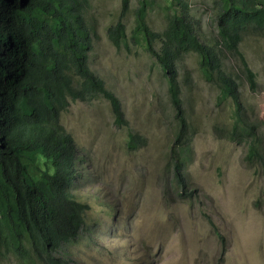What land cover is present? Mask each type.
Listing matches in <instances>:
<instances>
[{
    "label": "rangeland",
    "instance_id": "rangeland-1",
    "mask_svg": "<svg viewBox=\"0 0 264 264\" xmlns=\"http://www.w3.org/2000/svg\"><path fill=\"white\" fill-rule=\"evenodd\" d=\"M138 1H128L122 17L126 39L117 49L106 30L119 17L120 0H89L86 15L95 20L97 38L88 65L119 99L129 127L113 124L110 105L100 96L72 102L61 114L91 173L76 192L91 209L80 238L65 245L68 256L78 264H264L263 166L258 159L247 160L245 134L220 131L234 122L233 105L203 78L193 53L180 67L192 76L184 97L191 122L189 142L186 148L175 145L177 124L167 80L140 36L136 43L131 39ZM153 1L145 6L144 18L155 33L166 26L167 11L161 5L170 0ZM188 3L197 37L208 46L214 44L220 0ZM239 52L255 73L256 90L250 89L237 58L223 53L221 62L238 84L239 101L246 106L264 153V36L245 37ZM129 130L144 137L143 146L128 148ZM173 156L185 161L189 185L195 189L190 202L179 197ZM203 215L226 239L222 259L217 237Z\"/></svg>",
    "mask_w": 264,
    "mask_h": 264
},
{
    "label": "trees",
    "instance_id": "trees-1",
    "mask_svg": "<svg viewBox=\"0 0 264 264\" xmlns=\"http://www.w3.org/2000/svg\"><path fill=\"white\" fill-rule=\"evenodd\" d=\"M128 1L120 0L119 17L106 30L117 49L126 39L122 17ZM153 3L138 1L131 39L136 43L140 36L167 80L177 124L175 145L186 148L189 142L191 122L184 97L192 76L180 67L183 58L193 53L203 78L233 105L235 120L220 131L231 136L245 134L249 140L247 160L258 159L264 172L256 127L239 101L235 78L221 62L223 53L237 58L250 89L256 90L255 73L239 45L249 35L264 36V0H220L215 12L216 41L210 46L197 37L188 0L161 5L167 11L166 26L152 33L144 12L145 6ZM88 7L89 0H0V264H78L68 256L65 245L76 242L84 230V217L91 207L80 201L76 192L91 173L61 122L70 103L100 96L110 105L113 124L129 127L119 99L88 65L97 38L95 20L86 15ZM144 143L142 135L128 131L129 149ZM173 157L179 197L190 202L195 189L189 185L185 161ZM106 208L111 211L112 205ZM203 216L217 237L222 259L226 239L214 222Z\"/></svg>",
    "mask_w": 264,
    "mask_h": 264
}]
</instances>
